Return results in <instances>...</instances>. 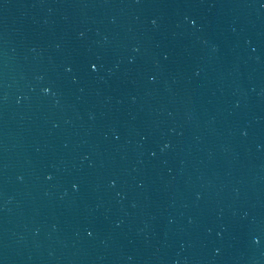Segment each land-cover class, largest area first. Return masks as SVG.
Here are the masks:
<instances>
[{
  "label": "water",
  "instance_id": "water-1",
  "mask_svg": "<svg viewBox=\"0 0 264 264\" xmlns=\"http://www.w3.org/2000/svg\"><path fill=\"white\" fill-rule=\"evenodd\" d=\"M0 264H264V0H0Z\"/></svg>",
  "mask_w": 264,
  "mask_h": 264
},
{
  "label": "clouds",
  "instance_id": "clouds-1",
  "mask_svg": "<svg viewBox=\"0 0 264 264\" xmlns=\"http://www.w3.org/2000/svg\"><path fill=\"white\" fill-rule=\"evenodd\" d=\"M43 91H44V92H48V89H47V88H44Z\"/></svg>",
  "mask_w": 264,
  "mask_h": 264
},
{
  "label": "snow or ice",
  "instance_id": "snow-or-ice-1",
  "mask_svg": "<svg viewBox=\"0 0 264 264\" xmlns=\"http://www.w3.org/2000/svg\"><path fill=\"white\" fill-rule=\"evenodd\" d=\"M92 67H93V68H96V65H95V64H93V65H92Z\"/></svg>",
  "mask_w": 264,
  "mask_h": 264
}]
</instances>
